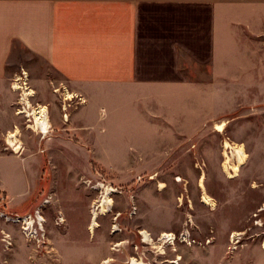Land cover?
Returning <instances> with one entry per match:
<instances>
[{
  "label": "crops",
  "instance_id": "obj_1",
  "mask_svg": "<svg viewBox=\"0 0 264 264\" xmlns=\"http://www.w3.org/2000/svg\"><path fill=\"white\" fill-rule=\"evenodd\" d=\"M16 51L45 62L62 89L9 72ZM12 76L34 84L16 89ZM263 101L264 0H0L2 209L26 214L43 188L17 170V156H35L38 170L47 156L66 159L69 173H90L91 164L161 172L175 157L196 155L237 109L251 107L264 121ZM33 110L47 130L41 121L26 127ZM16 130L18 153L8 144ZM1 231L11 237L14 228L0 225V264H28L35 248H6Z\"/></svg>",
  "mask_w": 264,
  "mask_h": 264
},
{
  "label": "rangeland",
  "instance_id": "obj_2",
  "mask_svg": "<svg viewBox=\"0 0 264 264\" xmlns=\"http://www.w3.org/2000/svg\"><path fill=\"white\" fill-rule=\"evenodd\" d=\"M15 69L24 70L30 80L57 81L45 62L21 51L9 62V72ZM23 81L10 78L13 86L34 84ZM53 85L62 89L58 81ZM259 106L264 117V101ZM244 110L237 109L227 125H217L219 135L209 133L193 149L196 155L175 157L161 172L107 173L91 164L90 173H69L66 159L47 156L38 170L35 156L15 157L17 170L26 169L27 180L43 186L24 215L53 197L42 208L43 244L26 238L19 225L0 220V225L14 228L9 244L2 231L1 241L6 248L32 245L36 252L28 254V264H264V121L255 119L251 107ZM27 116L26 127L35 129L32 113ZM8 144L20 152L21 142L16 146L13 138ZM233 148L246 156L236 175ZM14 169L9 168L19 174ZM106 197L111 205L101 213ZM0 201V211L15 215L2 209L6 206ZM93 213L96 226L91 228Z\"/></svg>",
  "mask_w": 264,
  "mask_h": 264
},
{
  "label": "built area",
  "instance_id": "obj_3",
  "mask_svg": "<svg viewBox=\"0 0 264 264\" xmlns=\"http://www.w3.org/2000/svg\"><path fill=\"white\" fill-rule=\"evenodd\" d=\"M41 127V125H39ZM40 132H43V129H39ZM50 199L47 198L42 201L39 207H37L32 213L18 216V215H8L4 211H0V220L7 224H16L20 226L22 234L35 242L37 246H40L44 243L46 239V230H45V220L42 215V208L48 205ZM61 219H59L60 221ZM3 241L6 244H9L10 236L6 235L3 231Z\"/></svg>",
  "mask_w": 264,
  "mask_h": 264
},
{
  "label": "bare ground",
  "instance_id": "obj_4",
  "mask_svg": "<svg viewBox=\"0 0 264 264\" xmlns=\"http://www.w3.org/2000/svg\"><path fill=\"white\" fill-rule=\"evenodd\" d=\"M14 88H16V89H20V87H18L17 85L14 86ZM25 90H27V89H25ZM30 94H31V92L28 93L27 96H30ZM70 99H71L70 94H66V100H70ZM45 113H46V109L42 108V109H41V114H42L43 117H45ZM32 116H33V123H34V127H33V128L38 129V128H39V123H40V121H41V123H42V125H43V128H44L45 130L48 128V124H47V122L41 120L40 117H37V115L35 114V111H34V110H33V112H32ZM16 134H17V130L15 131V134H10V135H9V138H10V139H9L8 141L12 140V139L15 137ZM226 146H228V145L226 144ZM232 155H233V157L236 158V160H237V164H236V165H233V167H232V170H233V172H234V175H236L237 172L239 171V168H240V167L242 166V164L244 163V160H245L246 156H245V154H244V152H243V150H242L241 148H233V149H232ZM225 170H226V169H225ZM204 201L207 202L206 199H204ZM110 205H111V201L109 200V198H107V197L104 198V199L102 200V202H101V205H100V207L102 208V209H101V213L105 212L106 208H107L108 206H110ZM96 216H97V215H96L95 213H93V217H94V218H93V224H92V227H91V228H93V227L96 226V223H95ZM143 235H144L145 240H148V237L146 236V234H143ZM170 237H172V236H170ZM162 238H169V236L163 234V235H162Z\"/></svg>",
  "mask_w": 264,
  "mask_h": 264
}]
</instances>
